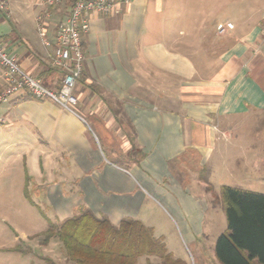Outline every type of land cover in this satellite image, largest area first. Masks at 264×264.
<instances>
[{
  "label": "crops",
  "instance_id": "obj_1",
  "mask_svg": "<svg viewBox=\"0 0 264 264\" xmlns=\"http://www.w3.org/2000/svg\"><path fill=\"white\" fill-rule=\"evenodd\" d=\"M211 4L214 16L197 14L201 0H127L92 14L74 112L22 92L0 101V147L11 141L31 160L25 178L58 223L89 211L117 226L138 220L155 196L183 220L199 216L204 167L209 182L218 169L233 180L220 187L264 192V3L223 22ZM63 13L53 11L49 39ZM35 17H0V41L57 89L62 73L49 65ZM3 77L0 67V92ZM199 224L184 221L189 232Z\"/></svg>",
  "mask_w": 264,
  "mask_h": 264
},
{
  "label": "rangeland",
  "instance_id": "obj_2",
  "mask_svg": "<svg viewBox=\"0 0 264 264\" xmlns=\"http://www.w3.org/2000/svg\"><path fill=\"white\" fill-rule=\"evenodd\" d=\"M6 1L8 14L2 13L0 17L8 20L27 18L25 21L28 25L31 18H34L36 10H39L40 0ZM211 2L212 0H201V5L196 10L197 14L200 12L202 17L214 16ZM216 2V14L219 17L217 19L223 22L225 18L246 14L249 7L252 8L257 2L264 3V0H216ZM15 149L11 141L9 146L0 147V264H72L65 259L61 245L55 238L44 240V232L49 226L47 218L53 223L58 222L54 220L48 203L38 198L33 178L31 180L25 178L27 171L34 175L31 160L28 157L26 161L21 159ZM208 175L207 167L198 174L205 181V188L209 192L205 197L208 208L199 212V216L198 214L194 216L193 213L192 217L187 215L183 220L181 214L172 210L161 197L155 196L152 200L147 198L143 203L138 219L157 241L154 242L162 245L166 252L181 264H219L215 258V241L226 230L227 224L218 182L223 180L230 185L233 180L221 169L213 170L210 182ZM237 176L235 173L234 179ZM26 193L33 203L26 197ZM197 218H200V224L195 225V228L191 225L192 231L189 232L184 221L191 224ZM161 261L162 259L157 256L139 257L137 264H162Z\"/></svg>",
  "mask_w": 264,
  "mask_h": 264
},
{
  "label": "trees",
  "instance_id": "obj_3",
  "mask_svg": "<svg viewBox=\"0 0 264 264\" xmlns=\"http://www.w3.org/2000/svg\"><path fill=\"white\" fill-rule=\"evenodd\" d=\"M221 197L227 226L215 241L218 263L264 264V192L223 185ZM47 221L44 240L55 238L72 264H137L139 257L149 256L161 258L162 264H181L138 220L122 219L115 226L82 211L58 224Z\"/></svg>",
  "mask_w": 264,
  "mask_h": 264
},
{
  "label": "built area",
  "instance_id": "obj_4",
  "mask_svg": "<svg viewBox=\"0 0 264 264\" xmlns=\"http://www.w3.org/2000/svg\"><path fill=\"white\" fill-rule=\"evenodd\" d=\"M127 0H40L35 22L42 44L50 48L49 65L58 68L62 75L57 89L46 87L42 81L26 73L18 64L17 57L6 51L0 41V67L3 70L4 88L0 92V101H6L11 95L22 92L37 99H49L62 108L74 112L77 97L74 87L83 71L82 37L89 29V17L92 14L107 15L118 4ZM64 7L62 19L54 26L52 39L47 36L53 10ZM8 14L6 0H0V14ZM226 27H231L227 24ZM220 27L218 32H223Z\"/></svg>",
  "mask_w": 264,
  "mask_h": 264
}]
</instances>
